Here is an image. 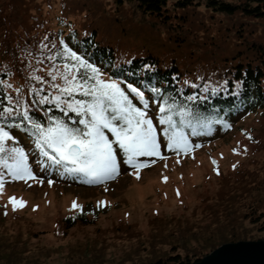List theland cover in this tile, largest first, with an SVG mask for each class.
<instances>
[{
    "label": "trees",
    "instance_id": "obj_1",
    "mask_svg": "<svg viewBox=\"0 0 264 264\" xmlns=\"http://www.w3.org/2000/svg\"><path fill=\"white\" fill-rule=\"evenodd\" d=\"M114 1V8L106 13L98 0H61L60 9L55 15L56 29L45 31L43 15L36 13L41 11L36 2L2 0L0 79L9 80L13 90H5L0 86V102H4V92L15 97L16 87L21 88L25 99H32L27 89L30 84L35 85V82L29 73L33 69L38 70V66L28 58L26 50L38 53L41 41L47 43L45 37H48L57 41L63 39L79 54L101 66L106 73H114L120 79L140 87L150 101L154 96L150 91L152 87L161 90L160 100L165 96L183 99L193 93L192 84L200 85L199 90H202L203 83L207 82L210 85L222 84L223 88L215 95L209 93L206 102L198 103L197 107L205 117L223 120L232 126L248 112L264 107V0H202L200 3L195 0ZM126 1L134 3L144 17L152 22L134 21L131 14L122 10ZM201 3L205 8L200 19L198 14H201ZM75 10L85 16L87 21L84 25H78L70 17ZM38 74L43 75V72L38 70ZM47 107L51 106L39 109L38 116L35 115L37 109H33L34 118L43 119ZM157 111L156 103H150L149 112L156 116ZM53 112L60 115L55 108ZM218 125L215 123L210 131L202 130L200 135L190 138L200 137L201 142H205L214 135ZM25 129L26 126L20 129L6 128L15 138L8 143L9 146L16 145L25 149L29 154V163L38 177L88 183L84 178L61 175L53 168L45 170L39 167V157ZM221 206H224L222 222L214 225L210 222L197 224L199 231L182 234L181 238L163 236L161 233L158 237L156 231L148 232L143 238L133 233L135 229H131V224L121 223L115 227V231L123 232L126 238L134 237L136 243L122 250L118 264H125L127 260L129 264H190L200 260L220 243L238 241L237 236L240 234L236 231H244L240 227L241 219H245L246 214L239 212L241 218H238L234 214L236 209L229 208L231 203L227 201ZM7 211V207L0 203V264H13L15 258L27 257L20 248V235L10 234L9 238L4 230ZM17 213L12 211V217L17 216ZM92 218L94 216L87 217L82 211L62 217L57 221L54 234L64 236L75 224L86 226L94 223ZM255 218L250 217L249 220L253 222ZM191 234L192 242L189 243L187 237ZM101 235L99 232L87 243L70 246L68 257L71 262L65 264L100 262L105 250L103 243L107 240L105 236L103 240L99 239ZM261 239L264 240V235ZM98 242L103 245L98 246ZM177 249L182 251L172 253ZM28 262L33 264L30 259Z\"/></svg>",
    "mask_w": 264,
    "mask_h": 264
},
{
    "label": "rangeland",
    "instance_id": "obj_2",
    "mask_svg": "<svg viewBox=\"0 0 264 264\" xmlns=\"http://www.w3.org/2000/svg\"><path fill=\"white\" fill-rule=\"evenodd\" d=\"M60 1L33 0L41 8L36 13L43 15L45 31L56 29L55 15L60 9ZM98 1L106 13H110L115 6L114 0ZM201 1L195 0L197 3ZM203 7V4L199 7L200 19ZM122 10L131 14L136 22H152L144 17L134 3L126 1ZM70 17L78 25H84L87 21L83 13L76 10ZM149 115L154 119L156 117L151 112ZM200 139H191L193 144L201 147L194 148L187 155L177 157L174 152L162 148L165 159L141 158L156 159V162L140 169L139 178L135 174L136 170L121 164L115 178L98 184L52 180L53 183L49 185L47 178H43L42 184L38 181L6 182L0 194V203L7 205L8 209V218L3 222V227L9 238L14 234L20 235V248L22 254L27 256L15 258L13 264H32L28 259L33 264L69 263V247L87 243L99 232L102 233L99 239L107 237L106 243L101 242L105 245L104 256L100 262L89 264H118L122 250L136 243L134 237L126 238L123 232L115 231V227L121 223L131 224V229H135L133 233L143 238L151 231H156L158 237L161 233L163 236L181 238L182 234L199 231L197 224L210 222L214 225L222 222L224 206L221 205L225 201L231 203L229 208L236 209L234 214L238 218H241L242 213L246 214V218L241 219L240 227L244 231H236L240 234L238 238L263 236L264 107L248 112L230 128L219 124L211 138L205 142ZM233 149L237 151L233 152ZM213 160L216 161L215 165ZM163 177H167V180ZM9 196L26 201L24 207L15 210L18 212L15 217H12L11 212L14 210L8 204ZM73 200L82 206V212L87 217L94 216L92 219L95 221L86 226L75 224L64 236H56L54 228L57 221L81 211L71 209ZM100 201L104 202L102 206H98ZM250 217H256L255 221L249 220ZM199 235L205 234L196 236ZM190 236L192 234L187 237L189 243L192 242ZM103 244L98 242V246ZM181 251L177 249L172 253ZM129 263V260L125 261V264Z\"/></svg>",
    "mask_w": 264,
    "mask_h": 264
},
{
    "label": "snow or ice",
    "instance_id": "obj_3",
    "mask_svg": "<svg viewBox=\"0 0 264 264\" xmlns=\"http://www.w3.org/2000/svg\"><path fill=\"white\" fill-rule=\"evenodd\" d=\"M45 40L47 43L41 41L38 53L26 50L28 58L43 72L41 75L33 69L29 73L35 82L27 89L32 99H25L20 87L14 89L15 97L9 92L2 94V101L6 103L0 102V194L8 181L44 182L33 171L25 149L9 146L8 142L15 138L6 128L26 126L39 157V167L53 168L61 175L98 184L115 178L121 164L136 170L139 178L140 169L155 163V160L141 158L165 159L162 148L177 157L187 155L201 147L192 143L191 136L200 135L202 130L210 131L215 123L231 127L226 121L203 116L197 107L199 102L207 101L209 93L217 94L222 84L205 82L202 90H199L200 85L192 84L193 93L183 99L165 96L162 100L159 99L161 90L152 87L150 91L154 96L150 102L140 87L114 73H106L63 39L45 37ZM0 86L13 90V84L6 79H0ZM152 102L158 109L155 119L149 115ZM45 106L51 107H47L44 118H34L32 110L37 109L35 115L38 116V110ZM53 108L59 110L60 115H56ZM212 163L215 165L216 161ZM163 179L166 181L167 177ZM52 183L48 180L49 185ZM103 203L98 202V206ZM8 204L15 211L24 207L26 201L9 196ZM71 209L83 210L75 200Z\"/></svg>",
    "mask_w": 264,
    "mask_h": 264
},
{
    "label": "water",
    "instance_id": "obj_4",
    "mask_svg": "<svg viewBox=\"0 0 264 264\" xmlns=\"http://www.w3.org/2000/svg\"><path fill=\"white\" fill-rule=\"evenodd\" d=\"M263 236L239 238L214 248L200 260L190 264H264Z\"/></svg>",
    "mask_w": 264,
    "mask_h": 264
}]
</instances>
